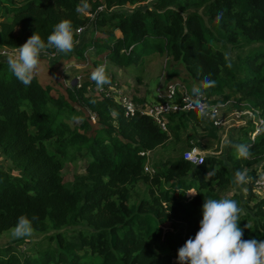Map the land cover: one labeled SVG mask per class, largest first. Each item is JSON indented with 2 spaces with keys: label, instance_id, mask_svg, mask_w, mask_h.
Instances as JSON below:
<instances>
[{
  "label": "trees",
  "instance_id": "obj_1",
  "mask_svg": "<svg viewBox=\"0 0 264 264\" xmlns=\"http://www.w3.org/2000/svg\"><path fill=\"white\" fill-rule=\"evenodd\" d=\"M144 1L0 0V48L19 47L34 32L46 41L64 19L74 29L91 26L75 84L43 82L36 73L25 86L0 56V159L9 163L0 162V234L21 216L33 230L52 231L26 253L0 247V264H178V248L199 229L204 199L232 198L241 208L234 174L264 157V0H154L113 11ZM87 48L91 60L83 56ZM156 56L171 61L172 76L181 75L189 93L200 86L208 98L258 111L254 138L248 125L232 141L249 145V158L229 146L200 166L180 154L153 174L145 170L148 154L189 126L217 138V127L195 111L172 113L166 130L140 112L125 116L114 97L117 75L108 72L122 69L139 82ZM99 65L110 80L102 89L90 78ZM71 160H83L84 171L66 183L61 170ZM246 173L248 204L256 175ZM248 208L240 213L242 239L264 240V199Z\"/></svg>",
  "mask_w": 264,
  "mask_h": 264
},
{
  "label": "clouds",
  "instance_id": "obj_2",
  "mask_svg": "<svg viewBox=\"0 0 264 264\" xmlns=\"http://www.w3.org/2000/svg\"><path fill=\"white\" fill-rule=\"evenodd\" d=\"M220 19L218 14L217 20ZM83 29H74L70 20L59 21L53 31L43 40L34 32L22 45L16 47V52L6 58L7 65L14 76L25 86L33 81L40 65L41 54H47L48 49H54L57 54L68 55L78 45L77 36ZM98 89H102L110 80L105 65L97 66L90 74ZM214 84L205 81L204 87ZM204 92L200 86L192 89L189 105L198 109L201 119L209 117L207 106L202 102ZM224 147H234L237 158L250 157V146L246 144L233 145L227 138ZM202 163V162H198ZM246 172L237 171L232 183L237 187L248 182ZM264 182V177H261ZM195 195L196 191H178ZM168 207V206H167ZM241 208L232 198H208L202 205V218L199 229L194 237L188 238L177 250L178 264H264V240L242 239L243 230L239 226ZM244 227L248 228L247 225ZM33 232L32 222L26 216L18 218L17 224L11 229V236L20 239L30 236Z\"/></svg>",
  "mask_w": 264,
  "mask_h": 264
},
{
  "label": "rangeland",
  "instance_id": "obj_3",
  "mask_svg": "<svg viewBox=\"0 0 264 264\" xmlns=\"http://www.w3.org/2000/svg\"><path fill=\"white\" fill-rule=\"evenodd\" d=\"M154 0H146L144 2L139 3L137 6H124L114 8L113 11L117 12H128L134 8H143V7H152ZM18 2V1H17ZM1 20V18H0ZM91 31V26L88 25L85 29L84 33L78 36L79 43L75 47L74 51L68 55L63 54H47L42 53L40 59V65L37 70L38 78L43 82H56L57 79L63 80L64 84L71 85L76 82H80V75H84L83 68L86 64H82V66H76L78 63V58L81 56V50L86 46V43L89 39V34ZM93 49L87 48L83 53L84 58L87 60L92 59ZM114 73L117 76L115 77V86L119 90H121L124 94L134 98L138 102L137 104H141L139 102L146 101L150 104L161 102L162 99L157 96L156 88L161 85V92L165 93V87L167 84L180 82L181 83V75L172 76L171 74V61L164 56H156L150 61L149 66L146 67L144 78L141 81H137L135 77L125 73L122 69L112 68L108 74ZM173 77V78H172ZM212 101L214 103L223 101L221 96H212ZM229 104L227 105L225 111L222 114L226 123H228L232 119V112H240L245 110L246 106H235L234 101L228 100ZM256 116V114H255ZM244 116H241L243 119ZM251 120L248 121L247 125H250ZM239 125H235L233 121H230L228 125H221L219 128L217 127V138L212 139L203 136L202 125L195 127H188L185 131H182L179 139L175 140L171 138L165 147H159L149 153V168L150 174L154 173V167L160 165L161 163L174 159L178 157L180 154L183 155V152L188 148L187 141H192L195 146H197L201 151H203L206 155H212L215 157H222L225 153L227 147L223 146V141L225 138L230 140L231 142L234 138H237L239 135V130L243 125L238 123ZM194 128V129H192ZM262 158L257 162L253 163L250 166L244 167L243 172L254 170L255 175L259 172L261 167ZM2 166L7 167L8 162L2 161ZM85 162L82 160H71L67 161L61 170V177L63 182H72L73 178L76 174H80L84 171ZM256 176H254L255 178ZM245 184V183H244ZM244 184L239 187L236 186L235 190L241 196V209L243 212L251 213V209L248 206H253L257 200L264 199L262 195L257 193L254 190V184H252V192L255 195V198L250 200L248 204L245 203V199L247 197L248 191L245 188ZM140 193L141 195L144 193L146 186L143 183H139ZM232 191V192H233ZM232 192L227 193V195L232 194ZM253 195V196H254ZM11 230L5 231L0 234V247H5L8 245H12L18 251H22L26 253L30 250L34 245L38 244L42 241L45 235L51 234L52 231H36L33 230L30 236L14 239L11 236Z\"/></svg>",
  "mask_w": 264,
  "mask_h": 264
},
{
  "label": "built area",
  "instance_id": "obj_4",
  "mask_svg": "<svg viewBox=\"0 0 264 264\" xmlns=\"http://www.w3.org/2000/svg\"><path fill=\"white\" fill-rule=\"evenodd\" d=\"M86 28L87 26L79 27L77 28V30L83 29L82 32L83 34ZM15 52H16V48H12V49L5 47L0 48V56L7 57L9 54ZM50 54L53 55L55 54V52ZM76 66L80 67L82 66V64L77 63ZM80 78L81 75L79 76V79ZM114 93H115L114 94L115 100L117 101L118 104L121 105L125 116H133L136 112H140L141 114H145L152 117L153 120L163 130L167 129V124H166L167 117L172 113H177V112L187 113L190 111H195L198 114V109L190 107L189 105L188 100L191 93H189L186 87L180 82L167 84L165 87L164 94L161 92V86L157 87L156 88L157 96L161 98L162 101L153 104H150L146 101L143 104H137L132 100L130 96L124 94L118 88H115ZM202 102L207 106V109L210 114L209 117L205 119L211 121L215 127L219 128L221 125L229 126L230 121H233L235 125H239L238 123H241L240 125L248 126L247 123L249 120H251L250 125L253 126V132H251L250 138L253 139L254 136L259 132V125L262 123V118L259 116L257 110L247 107L243 111L232 112L231 114L232 119L228 123H226L224 119L225 116L222 117V114L225 111L227 105L229 104V101H225V102L221 101L214 103L212 101V98H208L204 94L202 98ZM241 116H244L243 119H241ZM204 158H205L204 154L200 151V149L197 146H192L183 152V159L191 163L193 166L202 165L204 163ZM262 159L263 160L261 162V167L256 175L253 184H254V190L264 197V182L261 181V177H264V157ZM198 162H202V163H198ZM145 170L147 172L150 171L148 161L145 165Z\"/></svg>",
  "mask_w": 264,
  "mask_h": 264
},
{
  "label": "crops",
  "instance_id": "obj_5",
  "mask_svg": "<svg viewBox=\"0 0 264 264\" xmlns=\"http://www.w3.org/2000/svg\"><path fill=\"white\" fill-rule=\"evenodd\" d=\"M116 34L118 35V32H116ZM161 85H159L158 87H160ZM170 140V139H169ZM201 151V150H200ZM202 153H204L203 151H201ZM205 155V154H204Z\"/></svg>",
  "mask_w": 264,
  "mask_h": 264
}]
</instances>
